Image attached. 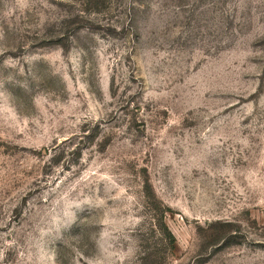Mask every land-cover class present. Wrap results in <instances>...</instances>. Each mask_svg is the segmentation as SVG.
<instances>
[{
  "label": "rangeland",
  "instance_id": "1",
  "mask_svg": "<svg viewBox=\"0 0 264 264\" xmlns=\"http://www.w3.org/2000/svg\"><path fill=\"white\" fill-rule=\"evenodd\" d=\"M0 264H264V0H0Z\"/></svg>",
  "mask_w": 264,
  "mask_h": 264
},
{
  "label": "trees",
  "instance_id": "2",
  "mask_svg": "<svg viewBox=\"0 0 264 264\" xmlns=\"http://www.w3.org/2000/svg\"><path fill=\"white\" fill-rule=\"evenodd\" d=\"M165 231H166V233H167V229H165ZM167 236H168V238H169L171 241H173V237H172L169 233H167Z\"/></svg>",
  "mask_w": 264,
  "mask_h": 264
}]
</instances>
